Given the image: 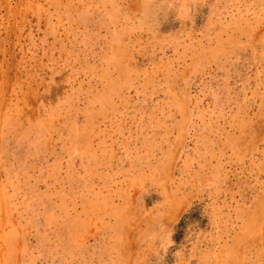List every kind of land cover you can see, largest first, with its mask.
Masks as SVG:
<instances>
[{"label": "rangeland", "instance_id": "1", "mask_svg": "<svg viewBox=\"0 0 264 264\" xmlns=\"http://www.w3.org/2000/svg\"><path fill=\"white\" fill-rule=\"evenodd\" d=\"M0 264H264V0H0Z\"/></svg>", "mask_w": 264, "mask_h": 264}]
</instances>
